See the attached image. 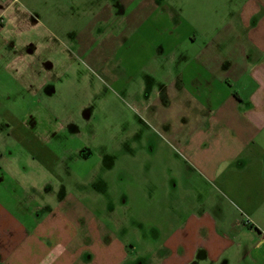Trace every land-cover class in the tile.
I'll return each mask as SVG.
<instances>
[{
	"label": "crops",
	"instance_id": "1",
	"mask_svg": "<svg viewBox=\"0 0 264 264\" xmlns=\"http://www.w3.org/2000/svg\"><path fill=\"white\" fill-rule=\"evenodd\" d=\"M89 29L96 66L125 68L112 85L173 152L143 174L173 203L130 223L54 187L36 163L60 158L0 81V264H264V0H109Z\"/></svg>",
	"mask_w": 264,
	"mask_h": 264
},
{
	"label": "rangeland",
	"instance_id": "2",
	"mask_svg": "<svg viewBox=\"0 0 264 264\" xmlns=\"http://www.w3.org/2000/svg\"><path fill=\"white\" fill-rule=\"evenodd\" d=\"M103 1L109 0H0V15L1 7L12 4L2 18L6 23L0 24L1 92L16 96L14 110L60 158L50 170L36 163L54 187L62 180L102 218L113 207L115 216L130 223L155 221L159 207L173 203L162 189L173 194L174 188L158 189L155 169L154 193L149 194L143 174L153 171L145 169V159L157 168L159 157L173 152L128 98L129 90L122 93L112 85L115 77L126 80L125 68L113 59L109 68L96 66L103 51L89 25ZM9 49L17 51L15 61ZM87 152L90 157L84 158Z\"/></svg>",
	"mask_w": 264,
	"mask_h": 264
},
{
	"label": "flooded vegetation",
	"instance_id": "3",
	"mask_svg": "<svg viewBox=\"0 0 264 264\" xmlns=\"http://www.w3.org/2000/svg\"><path fill=\"white\" fill-rule=\"evenodd\" d=\"M89 155H90V153H88V154H87V153H86V154H83V153H82V156H85V157H87V156H89Z\"/></svg>",
	"mask_w": 264,
	"mask_h": 264
},
{
	"label": "built area",
	"instance_id": "4",
	"mask_svg": "<svg viewBox=\"0 0 264 264\" xmlns=\"http://www.w3.org/2000/svg\"><path fill=\"white\" fill-rule=\"evenodd\" d=\"M0 23H3V20L2 19H0Z\"/></svg>",
	"mask_w": 264,
	"mask_h": 264
}]
</instances>
